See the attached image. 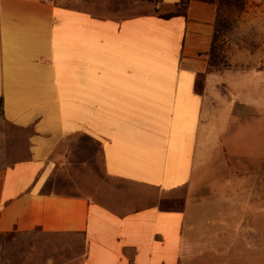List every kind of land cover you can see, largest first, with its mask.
<instances>
[{
    "label": "crops",
    "instance_id": "1",
    "mask_svg": "<svg viewBox=\"0 0 264 264\" xmlns=\"http://www.w3.org/2000/svg\"><path fill=\"white\" fill-rule=\"evenodd\" d=\"M218 1L0 0V238H80L76 264L190 260L191 207L173 196L209 158Z\"/></svg>",
    "mask_w": 264,
    "mask_h": 264
},
{
    "label": "rangeland",
    "instance_id": "2",
    "mask_svg": "<svg viewBox=\"0 0 264 264\" xmlns=\"http://www.w3.org/2000/svg\"><path fill=\"white\" fill-rule=\"evenodd\" d=\"M226 5L219 9L228 21L222 61L207 73L215 89L203 92L209 158L196 181L173 196V209L185 200L191 207L194 254L186 264H264V8ZM95 180L80 191L91 195ZM105 195L114 197L108 189ZM83 251L80 238L38 232L0 238V264H76Z\"/></svg>",
    "mask_w": 264,
    "mask_h": 264
},
{
    "label": "trees",
    "instance_id": "3",
    "mask_svg": "<svg viewBox=\"0 0 264 264\" xmlns=\"http://www.w3.org/2000/svg\"><path fill=\"white\" fill-rule=\"evenodd\" d=\"M156 2H159V0H156ZM226 5L227 6V10L231 7H239L240 9H242L243 5H244V0H219L217 3V14H216V18H215V22H214V26H213V35H212V39H211V46H210V50L208 53V69H207V73H210V70L212 67L218 65L221 63L222 58L219 52V46L221 44V40L222 38L226 35L227 32V28H228V21L225 17H222L221 13H220V7L222 5ZM176 10L174 13L172 14H166V15H160L161 18L163 19H168L171 18L172 16H183L184 15V10L186 8V3L182 2L181 4L177 5ZM155 12L157 13L158 11L155 10Z\"/></svg>",
    "mask_w": 264,
    "mask_h": 264
}]
</instances>
